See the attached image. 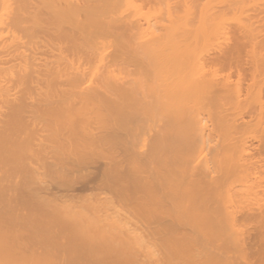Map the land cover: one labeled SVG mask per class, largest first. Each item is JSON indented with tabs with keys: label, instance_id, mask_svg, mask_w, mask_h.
<instances>
[{
	"label": "bare ground",
	"instance_id": "1",
	"mask_svg": "<svg viewBox=\"0 0 264 264\" xmlns=\"http://www.w3.org/2000/svg\"><path fill=\"white\" fill-rule=\"evenodd\" d=\"M22 123L44 126L36 135L59 138L53 142L60 145L66 136L74 147V138L97 132L104 133L102 144L113 137L118 142L110 146L121 149L103 151L111 157L126 152L132 162L121 171L132 170L135 185L144 181V196L120 173L110 177L120 168L110 169L109 162L103 177L117 179L107 188L127 196L119 189L126 185L139 197L132 207L108 190L88 200L80 198L86 194H42L37 188L48 189L53 171L27 163L33 153L26 140L21 145L29 134ZM257 125L263 131L264 0H0V160L25 158L12 169L18 173L5 171L6 158L0 162V264H264V141L256 149L243 139L260 130ZM13 134L20 144L2 137ZM145 139L153 140L151 148ZM139 144L147 149L140 145L149 162L140 163L143 168ZM47 145L57 154L58 146ZM79 146L69 150L88 147ZM246 146L256 149L254 157H244ZM3 173L15 176L22 193L10 191ZM20 174L26 175L22 185ZM18 200L29 202L18 209ZM52 216L72 221L85 242L116 238L121 247L132 242L122 252L138 247L143 254L114 253L111 241L80 252L47 244L30 250L18 224L41 219L52 225Z\"/></svg>",
	"mask_w": 264,
	"mask_h": 264
},
{
	"label": "rangeland",
	"instance_id": "2",
	"mask_svg": "<svg viewBox=\"0 0 264 264\" xmlns=\"http://www.w3.org/2000/svg\"><path fill=\"white\" fill-rule=\"evenodd\" d=\"M21 124V123H20ZM13 125V127H15V125L14 124H12ZM261 125V124H260ZM260 125L258 126H256L257 128H259L260 127ZM263 125V124H262ZM17 126H19V124L17 125ZM20 127H23L24 129L26 128L27 130H29V134L28 135H26V136H23V137H21V139H22V141L24 142L23 144H21V145H25V140H26V145H29V147L32 149V153H33V155H31L30 156V154H27V157L28 158H30L29 160H32V161H28L27 163H29V162H34L33 164H34V166H38V163H39V165H40V167L42 166V168H45V170L46 171H48L49 172V170H47L46 169V167H48V166H51V167H48V168H52V171H53V173H51L52 174V177H51V179H53V180H51V179H49V178H47V180L46 181H48V187H46V188H48V189H43V190H39V187L37 188L38 189V191L39 192H43L42 194H46L45 192H48L49 194H47V196H51V197H53L54 196V194H59L60 195V193H59V191H62L63 193H64V195L66 196V195H72V193H73V195L74 196H76V194H86L85 196H80V198L81 197H83L84 199H87L88 200V198H89V196L91 197V198H93L92 196H95V195H93V194H96L97 192V195L99 194V192H100V194L102 193V191H106V193H107V190L109 191V193L110 192H112V191H110V189H108L107 187H111V186H109V185H111V184H113V183H111V176L110 175H112L113 177H115L116 175H117V173H120L118 176H121V178L124 180V184H129L130 185V187L132 186L133 187V189H139V190H135V192H137V194H138V196H140V197H143L144 196V192L146 191V186H145V183H144V181H140L137 185H135L134 184V181H132V179H130L129 177H131L132 178V170H128L129 168H127V170L126 171H124L123 173H122V171L124 170L123 169V165H126V163L125 162H127V161H130V162H132V160L129 158V160H128V158H127V155H125V153H123V152H121V151H124V150H121V151H119V150H117V153H116V151H115V154H114V152L112 153V155H113V157L116 155V156H120L119 158H125V160L124 159H122L123 161H124V163H122L123 161L122 160H120V161H122L121 163L120 162H118L117 160H119V158L117 157V159H116V157H114V160H113V157H111V153H109V156H107L108 154V152L109 151H112L113 149L115 150L117 147L118 148H120L119 146V144H117V145H112V146H110V143H112V144H115L116 142H118V141H115V143H114V141H113V137H112V139H111V142H109V141H106L107 139H108V137H107V139L106 140H104V141H101V142H104L103 144L102 143H100V139L101 138H105V136L104 137H101V138H99L98 136H103V134H97L96 132V134H93V138L94 139H96L97 137H98V140L96 141H92L93 140V138H90L92 135H90V137H85L83 140H82V138H79L78 136L79 135H77L76 137H78L79 139H78V141H77V139H75L74 137V141L76 140V142L74 143L75 144V146L76 147H74L71 143H70V141L69 140H72L69 136H66V135H64V133H63V137H62V134L59 136V137H62V139L61 140H63V138H64V140H65V137L64 136H66V140L65 141H63V142H61V145H60V143H54L55 141H58V142H60L59 140V138H58V140H47L46 139V141H44L45 139V137H47V136H45V137H39L38 135V133H39V131L41 132V127H44V126H42L41 125V127H39V125H36V126H32V125H28L27 123H22V125H20ZM34 127V128H33ZM37 127V128H36ZM124 127H127V125H124ZM131 127V125H128V128H130ZM255 127V126H254ZM255 127V128H256ZM262 127V126H261ZM261 127H260V130H258V129H256V132H254V136L252 135V136H250L249 138L248 137H245V138H243L244 139V141H247V142H244V143H246V144H249V146H253V147H255V146H257V144L259 145V144H261L262 143V141H264V129H263V131H262V129H261ZM29 128H31V129H29ZM263 128V127H262ZM36 129V130H35ZM39 129V130H38ZM41 129V130H40ZM32 132H31V131ZM38 130V131H37ZM24 131H26V130H24ZM36 131V133L34 134V132ZM257 131H259V132H257ZM261 131V132H260ZM110 132V131H109ZM127 132V131H126ZM125 132V133H126ZM31 133V134H30ZM121 133H123V132H121ZM124 133V134H125ZM257 133H258V135H257ZM36 134H38V135H36ZM113 134H116V133H113ZM124 134H122V135H124ZM128 135H129V133H127ZM127 134H126V136H127ZM260 134H262V135H260ZM30 135H34V137H36V138H34L33 136H30ZM95 135V136H94ZM107 135H108V133H107ZM109 135H112V132H110V134ZM118 135V134H117ZM121 134H119V137H121L120 136ZM16 136H19V135H17L16 134ZM14 134L13 135H11L10 137L9 136H2L3 138H6V139H8L7 141H12V142H14V143H17V144H20V143H18V142H20V138L19 137H16ZM21 136H22V134H21ZM114 136V135H113ZM147 136V137H146ZM119 137H116V136H114V138L115 139H119ZM129 137V136H128ZM144 137H146L149 141H150V138H148V135H145ZM255 137V138H254ZM263 137V138H262ZM2 138V139H3ZM24 138H26V139H24ZM39 138V139H38ZM124 138H126L125 136H124ZM250 138H254L255 139V141H254V139H250ZM49 139V138H48ZM92 139V140H91ZM110 139V138H109ZM114 139V140H115ZM117 139V140H118ZM143 139V138H142ZM147 139H145V140H147ZM259 139L261 140V141H259ZM1 140V139H0ZM5 140V139H4ZM103 140V139H102ZM121 140H125V139H119V141L120 142H122ZM144 140V139H143ZM148 140H147V143H145L146 145H147V149H148V147L149 148H151V146H152V144H153V140H151V142L149 143L148 142ZM249 140H251L250 142H249ZM2 141V140H1ZM6 141V140H5ZM36 141V142H35ZM49 142L50 144L52 143V144H54L55 146H58L59 147V149L58 150H56V152L54 151V153H57V154H53L52 155V153L53 152H51L50 151V149H48L47 147H48V145L47 144H49V143H47V144H44V143H42V142ZM54 141V142H53ZM73 141V140H72ZM94 142V143H93ZM106 142L109 144V148H107L108 147V145H107V147L106 148H104L103 146H104V144H106ZM146 142V141H145ZM3 143V142H2ZM7 143V142H6ZM22 143V142H21ZM65 143H70L71 144V146L73 147V148H71V146H70V144L67 146V147H69L70 146V148L69 149H74V148H78V144L80 145L79 147V149H81V150H83L84 148H86V147H84V146H88L86 149H88V151L86 150V149H84L82 152L79 150L78 151V149H75L74 151H70L69 149V151L67 150V148H66V145H65ZM138 143H140V142H138ZM250 143L252 144V145H250ZM4 144V143H3ZM144 144V145H145ZM81 145H84V146H82L81 147ZM94 145H95V148L94 149H92L91 147H94ZM97 145V146H96ZM119 145V146H118ZM140 145H142V144H139V145H136V150L137 151H139L140 152V154H139V156L137 155V157H136V160L137 159H140V161L138 162L139 163V166L140 167H142L143 168V165H141L140 163H143L144 164V162H146V163H149L148 161H146V159H144V158H142V155L144 156V148H145V146H143L142 148L144 149H142L141 147H140ZM19 146V145H18ZM113 146H116L115 148H113ZM249 146H246V150H247V152H246V154L247 153H249V154H245V152H243V155H244V157H247L248 155H251V154H253L254 156H255V154H256V149H257V147H255L256 149L255 150H253V147H252V150L250 151V147ZM57 147V148H58ZM90 147V148H89ZM99 147H100V149H99ZM101 147H103V148H101ZM64 148H65V150H64ZM98 148V149H97ZM103 149L105 150V149H110V150H108L107 151V153L105 152V151H103ZM121 149V148H120ZM146 149V150H147ZM249 149V150H248ZM145 150V151H146ZM245 150V149H244ZM40 153H39V152ZM50 151V152H49ZM58 151V152H57ZM63 151H65L66 153L64 154H62L61 155V152H63ZM249 151V152H248ZM78 152V153H77ZM102 152H104V153H102ZM119 152L121 153V154H119ZM250 152H251V154H250ZM253 152V153H252ZM59 153H60V155H59ZM2 154H4V152L2 151ZM6 154V153H5ZM8 154V153H7ZM118 154V155H117ZM123 154L125 155V157H123ZM142 154V155H141ZM60 156V159H61V161H56V156ZM122 155V156H121ZM253 155H251V156H253ZM24 156L25 155H23V158H24ZM55 156V157H54ZM57 156V157H58ZM253 156V157H254ZM2 157H4V158H2L3 159V161H4V159L7 157V155L6 156H2ZM9 157V156H8ZM26 157V156H25ZM26 157V158H27ZM39 157H40V159H39ZM106 157H110V159L112 158V160H110L109 159V161L107 160V158ZM141 157V158H140ZM1 158V157H0ZM105 158H106V160H107V162H105L106 160H105ZM2 159L0 160V162L2 161ZM20 159L21 160H25V158L24 159H22V156H20ZM18 160V158H17V156L15 157V159L13 160V161H11V158H6L5 160H8V161H10V163L8 162V161H2L3 163H1L2 164V166H5V171L7 172V170H8V172H9V170H12V169H15V168H18V167H20V166H18L17 167V165H20V161L21 160ZM63 159H65L64 161H63ZM41 160H43V162L41 161ZM58 160V159H57ZM127 160V161H126ZM16 161H18L19 162V164H17L16 163ZM27 161V160H26ZM26 161H24V163H26ZM112 161H114V164H115V166L114 165H112L113 164V162ZM115 161H117V163H120V166L119 167H117V165L118 164H116L115 163ZM8 162V163H7ZM12 162H13V164H12ZM21 162H23V161H21ZM61 162H64V164H62V165H66L64 168H66V170L67 171H65V169L64 168H62V166H59V164H61ZM109 162V163H108ZM6 163V164H5ZM45 163V164H44ZM108 163V164H110V165H108L109 166V168L110 169H114V168H120V169H114L113 171L112 170H110V172H109V168H108V166H107V168L105 167L104 168V166H106V164ZM145 163V164H146ZM1 164H0V166H1ZM5 164V165H4ZM14 164H16V167L14 166ZM52 164V165H51ZM127 164H129V162L127 163ZM58 165V166H57ZM112 165V166H111ZM130 165V164H129ZM1 166V167H2ZM45 166V167H44ZM57 167H59L60 168V170H64V171H54ZM70 167V168H69ZM112 167V168H111ZM122 167V168H121ZM125 167H129L128 165H126ZM145 168H147V165L146 166H144ZM55 168V169H54ZM23 169H25V168H23ZM51 170V169H50ZM104 170H108V172L110 173L109 174V178H110V180H109V178H107V176H104L103 177V175H105V173H106V171L104 172ZM122 170V171H121ZM12 171H15L16 173H18L17 171L18 170H12ZM103 171V172H102ZM117 171H119V172H117ZM14 172V173H15ZM23 172V171H22ZM24 172H25V170H24ZM55 172H58V174H56ZM60 172V173H59ZM62 172H64V173H62ZM116 172V174H114ZM5 173V172H4ZM4 173H3V175H2V177L3 178H5L4 180H5V182L6 183H8L7 185L9 186V183H10V186H11V188H12V190H10L11 188L10 187H8V188H10V189H7L8 191L10 190L11 192L12 191H14V189H15V193H16V190L19 192H21L22 193V188H19V187H16L17 185H16V179H15V176L14 177H12V178H10V179H12L13 180V183H11V180L9 179V178H7L6 179V175H4ZM16 173H15V175H16ZM20 173V172H19ZM27 173V172H26ZM26 173H24V174H26ZM5 174H7V173H5ZM23 174V173H22ZM129 174V176H127ZM8 176H9V173L7 174ZM11 175V174H10ZM21 175V174H20ZM27 175V174H26ZM26 175H21V176H19V179H17V180H20V183L21 182H24V179H25V176ZM12 176V175H11ZM126 176H127V179H125L126 178ZM112 177V178H113ZM117 177V176H116ZM128 178H129V180L130 181H128ZM115 179H117V178H115ZM115 179L113 178V180H112V182L114 181V183H115ZM7 180V181H6ZM51 180V181H50ZM51 182V183H50ZM105 182H107V183H105ZM110 182V183H109ZM116 182H118V181H116ZM121 184V185H119L120 187H123V188H119V189H121L120 190V193H123V192H121L122 190H124L125 192L124 193H126L127 194V196L128 197H130V198H128V199H131V200H129L130 202H124V201H128V199L126 198L127 196H125V194H119L120 196H116V194L118 195V193H116V192H112L111 193V195H114L115 197H117V198H119L120 197V199H126V200H124V201H122L123 202V204L125 205H129V206H131V204H132V206H133V204L135 203L134 201H137L138 199H139V197H135V195H137V194H133V191H131V190H133L132 189V187H131V190L129 191V190H127V188H124V187H126V185H124V184ZM50 184V185H49ZM53 184V185H52ZM21 185H22V183H21ZM97 185H99V187H101V189L99 188V187H97ZM104 185L106 186V187H104ZM128 185V186H129ZM51 186V187H50ZM127 186V187H128ZM97 187V188H96ZM140 187H142V189H144V191H142L141 189H140ZM42 188H45V187H42ZM100 189V190H99ZM55 191V193H53L54 191ZM99 190V191H98ZM102 190V191H101ZM112 190V189H111ZM142 191V193H138V192H141ZM7 191V192H8ZM50 191L52 192V195H50ZM127 191V192H126ZM130 192V194H129V192ZM61 192V193H62ZM81 192V193H80ZM63 193H62V197L64 196L63 195ZM66 193V194H65ZM68 193V194H67ZM70 193V194H69ZM93 193V194H92ZM14 194V193H13ZM57 194H56V196H57ZM89 194H91V195H89ZM133 194V195H132ZM57 196L58 198L60 197V196ZM72 195V196H73ZM78 195V196H79ZM88 195V196H87ZM121 195H124L125 197H123V196H121ZM55 196V197H56ZM69 196V197H70ZM56 197V198H57ZM61 197V198H62ZM68 196H67V200H69L70 198H69ZM77 197V196H76ZM87 197V198H86ZM121 197H123V198H121ZM69 198V199H68ZM79 198V197H78ZM83 198H82V200H83ZM53 199V198H52ZM64 199H66V198H64ZM119 199V200H120ZM20 200V199H19ZM18 200V201H19ZM77 200V199H76ZM86 200V201H87ZM17 201H15V203H16ZM20 202H22V203H20ZM29 201H19L18 203H20L19 205L17 204V206H16V204L14 205V206H16V207H18V209H22L23 207H22V204L24 205V203H28ZM134 202V203H133ZM30 204H31V201H30ZM29 204V205H30ZM33 204V203H32ZM135 205V204H134ZM25 206H28V205H25ZM34 208H38L39 206H41V208H42V205H40L39 204V206H37L36 205V203H35V201H34V204L32 205ZM131 206V207H132ZM15 207V208H16ZM20 207H22V208H20ZM126 207V206H125ZM27 208H30L29 206L27 207ZM26 208V209H27ZM53 208H55V207H53ZM52 208V210H55V209H53ZM128 208H130V207H128ZM39 209V208H38ZM131 209V208H130ZM51 213V212H50ZM56 215V214H55ZM50 216V218H51V214L49 215ZM53 217V216H52ZM55 217V216H54ZM53 217V219L52 220H50V224H52V225H48L47 223H46V225H44V223L45 222H43L42 223V221L43 220H39L38 222L39 223H37V220H36V222H31L32 224L31 225H33L34 224V226H28L29 224H25V223H22V225L20 224H18V227L17 228H20L21 226L23 227L22 229H24L23 231H24V236L26 237V243L29 245V243L31 242L32 244H30V245H32V247L30 246L29 247V249L30 250H32L33 248H34V250H36V248L38 249L37 251H41L42 250V248H39L41 245L43 246V250L42 251H44V249L45 248H47V246L49 247L50 245H51V250H66L67 249V252H70V250L71 251H73V249L74 250H77V251H82V250H80L79 248L80 247H82V249H84V251H88L87 249H89L90 247L89 246H95L96 245V243H99L100 241L102 242V241H104V240H108V239H98V236H97V239L98 240H96V238H94V241H93V238H91V241H93V243L91 244L90 242H85V240L83 239V238H85L81 233H78V232H76V230L74 229V227L72 226V221H67V223H70L69 225L66 223L65 224V222L63 221V219L61 220L60 218H59V216H56V217H58V218H56V219H58L59 221H54L53 222V220L55 219ZM48 216H47V219H50ZM38 219V218H37ZM44 220H46V219H44ZM58 222V224H56ZM59 222L62 224H59ZM14 225H15V222L13 223ZM11 225H12V223H11ZM17 225V224H16ZM16 225L14 226V227H16ZM40 225V226H39ZM47 225H48V227H47ZM9 226V225H8ZM38 226H39V228L41 229V230H39V228H38ZM44 226V229H42V227ZM52 226V227H51ZM55 226V229H53V227ZM9 227H11V226H9ZM13 227V228H14ZM35 228V230H34V228ZM38 228V229H37ZM6 229H8L7 228V226H6ZM11 229H12V227H11ZM22 229H21V231H22ZM29 229V230H28ZM51 229V230H50ZM56 229H58L57 231H56ZM68 229H69V232H72V234L75 236H71L70 234H69V232H68ZM9 230V229H8ZM27 230H28V232H27ZM46 230V231H45ZM37 231H39V232H37ZM40 231H41V234H40ZM52 231V232H51ZM54 232V233H53ZM68 232V233H67ZM59 233V234H58ZM67 233V234H66ZM76 234V235H75ZM79 234V235H78ZM39 235V236H38ZM63 237H62V236ZM70 235V236H69ZM24 236L22 237V239L24 238ZM80 236H81V238L84 240H81V242H80ZM42 237V238H41ZM96 237V236H95ZM32 238V241L30 240ZM34 238V239H33ZM44 238V239H43ZM75 238H78V244H77V240L75 239ZM101 238H103V237H101ZM21 239V240H22ZM86 239V238H85ZM129 239V238H128ZM24 241H25V239H23ZM53 240V241H52ZM87 240V239H86ZM96 240V241H95ZM115 240H117L116 238H114L113 240H110L113 244H111L110 243V241H104L105 243L106 242H108V244L110 243V245H112V247H115V248H112L113 250H111V251H113L114 253H116V252H118V253H123V254H125V252L126 251H129V250H127L126 249V251L125 252H122V250L124 251L125 250V248H128V246L129 245H131V243L128 245H126L125 243L126 242H128V241H126L127 239H124V240H122V241H125V243L124 242H122L123 243V245L124 246H120V241H115ZM30 241V242H29ZM71 241V242H70ZM98 241V242H97ZM130 241H132V240H130L129 239V242ZM35 242V243H34ZM52 242V243H51ZM53 242L55 243V244H53ZM65 242V243H64ZM69 242V243H68ZM87 243L85 246L83 245V244H85V243ZM95 242V243H94ZM51 243V244H50ZM70 243H71V245H70ZM88 243H90V245L88 244ZM103 243V242H102ZM34 244V245H33ZM36 244H39V245H37L36 246ZM47 244V246H45ZM49 244V245H48ZM73 244V245H72ZM80 244V245H79ZM95 244V245H94ZM133 244H135V243H133ZM55 245V246H54ZM100 245V244H99ZM98 245V246H99ZM103 245L105 246V245H107V243L106 244H104L103 243ZM102 245V249H103V246ZM136 245V244H135ZM41 246V247H42ZM64 246H66V247H64ZM73 246L74 247H76V248H73ZM109 246V245H108ZM137 246V245H136ZM139 246V245H138ZM141 246V245H140ZM45 247V248H44ZM53 247H54V249H53ZM56 247V248H55ZM61 247H62V249H61ZM67 247H69V250H68V248ZM79 247V248H78ZM84 247V248H83ZM88 247V248H87ZM111 246H109V247H104V249L106 248L107 250H109V248H110ZM121 247V248H120ZM125 247V248H124ZM142 247V246H141ZM140 247V248H141ZM50 248V247H49ZM48 248V249H49ZM66 248V249H65ZM85 248H87L86 250H85ZM130 248V247H129ZM128 248V249H129ZM138 248V247H137ZM137 248L135 249V247L134 248H131V252L129 251V252H126V255L129 257L130 255H132V256H136L137 254H139L140 252H139V250H137ZM40 249V250H39ZM105 249V250H106ZM111 249V248H110ZM118 251H117V250ZM133 249H134V251H133ZM46 250V249H45ZM115 250H116V252H115ZM83 251V252H84ZM132 252H134V254L135 253H137V254H133ZM130 254V255H129ZM143 254V252L141 251V253L139 254V255H137L136 257L137 258H139L140 259V257H138V256H141ZM143 257V256H142ZM141 257V258H142ZM138 261H140V260H137V262ZM104 262H106V261H104ZM141 262V261H140Z\"/></svg>",
	"mask_w": 264,
	"mask_h": 264
}]
</instances>
